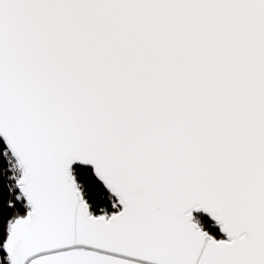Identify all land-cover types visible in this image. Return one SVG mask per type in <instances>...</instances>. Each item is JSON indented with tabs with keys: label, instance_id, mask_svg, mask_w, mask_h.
Here are the masks:
<instances>
[{
	"label": "snow or ice",
	"instance_id": "snow-or-ice-1",
	"mask_svg": "<svg viewBox=\"0 0 264 264\" xmlns=\"http://www.w3.org/2000/svg\"><path fill=\"white\" fill-rule=\"evenodd\" d=\"M0 264H264V0H0Z\"/></svg>",
	"mask_w": 264,
	"mask_h": 264
}]
</instances>
